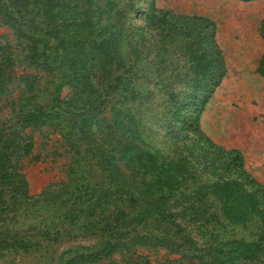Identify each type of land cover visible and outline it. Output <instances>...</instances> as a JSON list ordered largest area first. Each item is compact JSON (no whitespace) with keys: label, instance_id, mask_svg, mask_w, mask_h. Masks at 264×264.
I'll return each mask as SVG.
<instances>
[{"label":"trees","instance_id":"16d2710c","mask_svg":"<svg viewBox=\"0 0 264 264\" xmlns=\"http://www.w3.org/2000/svg\"><path fill=\"white\" fill-rule=\"evenodd\" d=\"M137 5L0 0V24L23 42L33 68L10 115L0 118V254L27 250L34 237L72 234L100 244L65 264H99L119 253L132 264H151L142 252L155 250L177 255L179 264H264V185L244 169L239 150L215 145L199 129L224 74L213 32L205 35L212 25L154 7L142 13ZM139 16L145 27L134 22ZM188 21L193 28L201 21V28L188 30ZM260 36L264 43V19ZM12 55L0 44V95L16 77ZM256 71L264 77V50ZM57 72L62 76L54 79ZM64 85L69 97L61 95ZM42 88L45 103L38 101ZM41 127L57 132L72 161L65 182L35 196L21 166L33 160L31 132ZM215 164L220 172L210 178L206 170ZM59 184L61 224L20 231L27 211L54 203L49 189Z\"/></svg>","mask_w":264,"mask_h":264},{"label":"rangeland","instance_id":"374dc122","mask_svg":"<svg viewBox=\"0 0 264 264\" xmlns=\"http://www.w3.org/2000/svg\"><path fill=\"white\" fill-rule=\"evenodd\" d=\"M137 7H141L142 13L149 12L154 7L155 10L170 11L177 15L205 16L209 19L212 26L205 35L213 32L214 45L222 56L224 74L200 114L199 129L215 145L225 150H239L244 169L264 185V77L256 71L264 50L260 36L264 0H138ZM142 17L139 16L140 20L134 22L145 27L147 20ZM193 24L194 21H188L186 28L196 31L201 28L198 26L202 22L198 21L194 25L195 29ZM209 42L207 39L206 43ZM0 44L10 47L15 60L13 71L16 76L7 83L6 90L0 95V118L3 119L10 115V103L22 96L24 78L27 74H33V68L28 67L24 59L23 42L8 25L0 24ZM175 45L174 43V47ZM54 75V79L61 78L62 73ZM62 79L60 81H64ZM49 80L47 78V82ZM45 81L46 78L40 79L42 87ZM95 82L98 83L97 80ZM43 88L38 93L40 103L48 102ZM71 92L68 85L61 87L62 97H69ZM191 110L192 106L189 107L188 115ZM31 138L34 158L22 162L21 172L28 182L29 194L36 196L47 186L66 181L72 158L57 132L51 129L36 128L31 132ZM208 160L215 159L209 156ZM225 160L221 158L217 162L222 166ZM206 171L207 176L214 178L219 174L220 167L215 164ZM230 176L234 177L235 174ZM60 188L61 184L49 189L57 197L53 200L54 203L38 204L35 206L40 208L37 212L31 209L27 211L20 231H25L29 226L56 228L61 224L65 208L61 203L63 200ZM40 205L42 206L39 207ZM66 217L65 227H68L71 217ZM233 231L241 233L242 229L234 228ZM34 232L36 231L27 233ZM226 236L227 234L222 233L219 237L223 239ZM73 237L72 234L56 240L34 237L36 244L27 250L7 249L1 252L0 264H65L77 252H83L86 248L94 249L100 244L97 237ZM142 254L151 264H179L177 255H169L163 250L143 251ZM99 264H132V261L129 260V255L119 253Z\"/></svg>","mask_w":264,"mask_h":264},{"label":"crops","instance_id":"0c3cea01","mask_svg":"<svg viewBox=\"0 0 264 264\" xmlns=\"http://www.w3.org/2000/svg\"><path fill=\"white\" fill-rule=\"evenodd\" d=\"M197 17L207 18V17H205V16H197ZM207 19H208V18H207Z\"/></svg>","mask_w":264,"mask_h":264}]
</instances>
